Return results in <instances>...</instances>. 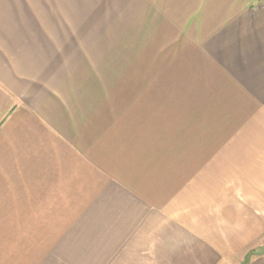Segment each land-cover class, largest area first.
<instances>
[{
    "label": "crops",
    "instance_id": "obj_1",
    "mask_svg": "<svg viewBox=\"0 0 264 264\" xmlns=\"http://www.w3.org/2000/svg\"><path fill=\"white\" fill-rule=\"evenodd\" d=\"M0 264H264V0H0Z\"/></svg>",
    "mask_w": 264,
    "mask_h": 264
}]
</instances>
